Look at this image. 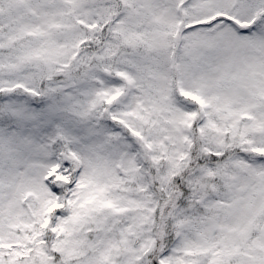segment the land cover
<instances>
[{
  "label": "snow or ice",
  "instance_id": "obj_1",
  "mask_svg": "<svg viewBox=\"0 0 264 264\" xmlns=\"http://www.w3.org/2000/svg\"><path fill=\"white\" fill-rule=\"evenodd\" d=\"M0 264H264V0H0Z\"/></svg>",
  "mask_w": 264,
  "mask_h": 264
}]
</instances>
